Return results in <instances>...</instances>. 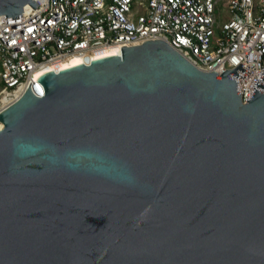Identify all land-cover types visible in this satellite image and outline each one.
Here are the masks:
<instances>
[{"label": "water", "instance_id": "95a60500", "mask_svg": "<svg viewBox=\"0 0 264 264\" xmlns=\"http://www.w3.org/2000/svg\"><path fill=\"white\" fill-rule=\"evenodd\" d=\"M121 50L0 111V264H264V74Z\"/></svg>", "mask_w": 264, "mask_h": 264}, {"label": "built area", "instance_id": "2783aa9c", "mask_svg": "<svg viewBox=\"0 0 264 264\" xmlns=\"http://www.w3.org/2000/svg\"><path fill=\"white\" fill-rule=\"evenodd\" d=\"M33 1L39 6L27 4L18 19L0 15V107L5 94L16 101L29 86L43 97L40 77L73 59L91 65L150 40L218 76L252 68L237 87L243 103L264 74V0Z\"/></svg>", "mask_w": 264, "mask_h": 264}, {"label": "bare ground", "instance_id": "6f19581e", "mask_svg": "<svg viewBox=\"0 0 264 264\" xmlns=\"http://www.w3.org/2000/svg\"><path fill=\"white\" fill-rule=\"evenodd\" d=\"M118 54L116 53V51H112V52H109L106 54V56L104 57H111V56H117ZM81 64L80 60L78 59H73L69 62H67V64L64 65V69L66 68H70V67H73V66H76V65H79ZM15 102V98L13 95H8V94H5L2 98V105L0 107V110H2L3 108L11 105L12 103ZM3 128V124L0 122V130Z\"/></svg>", "mask_w": 264, "mask_h": 264}]
</instances>
